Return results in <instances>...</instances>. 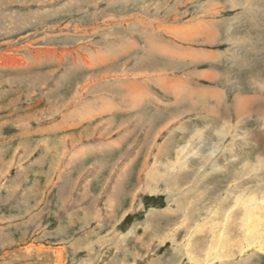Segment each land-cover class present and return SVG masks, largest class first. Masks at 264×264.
I'll return each instance as SVG.
<instances>
[{
  "label": "rangeland",
  "instance_id": "obj_1",
  "mask_svg": "<svg viewBox=\"0 0 264 264\" xmlns=\"http://www.w3.org/2000/svg\"><path fill=\"white\" fill-rule=\"evenodd\" d=\"M263 202L264 0H0V264H264Z\"/></svg>",
  "mask_w": 264,
  "mask_h": 264
},
{
  "label": "bare ground",
  "instance_id": "obj_2",
  "mask_svg": "<svg viewBox=\"0 0 264 264\" xmlns=\"http://www.w3.org/2000/svg\"><path fill=\"white\" fill-rule=\"evenodd\" d=\"M157 65H159V64H157ZM162 65H163V64H162ZM165 65H166V64H165ZM159 66H160V65H159ZM90 78H91V77H90ZM85 81H86V80H85ZM256 98H257V97H256ZM212 99H213V98H212ZM216 99H217V98H216ZM206 103H207V102H206ZM214 103H215V102H214ZM205 106H207V104H206ZM209 108H210V107H209ZM213 112H214V111H213ZM213 112H212V113H213ZM234 112H235V111H234ZM235 114H236V113H235ZM110 123H111V122H110ZM108 124H109V123H108ZM108 124H107V125H108ZM119 125H120V124H119ZM102 126H103V125H102ZM102 126H101V129H102ZM104 126H105V125H104ZM90 127H91V126H90ZM93 127H94V126H93ZM91 128H92V127H91ZM86 129H87V128H86ZM105 129H106V128H105ZM88 130H89V129H88ZM88 130H87V131H88ZM83 131H85V130H83ZM91 131H92V130H91ZM96 131H97V130H96ZM85 132H86V131H85ZM80 133H81V132H80ZM120 188H121V187H120ZM120 188H119V189H120ZM121 190H125V189L123 188V189H121ZM127 193H128V192H127ZM107 197H108V196H107ZM107 197H106V198H107ZM109 198H110V197H109ZM109 198H108V199H109ZM115 199H116V198H115ZM120 200H121V199H120ZM107 201H108V200H107ZM105 202H106V201H105ZM108 203H109V201H108ZM263 203H264V202H263ZM253 205H255V204L253 203ZM262 205H263V204H262ZM250 208H251V207H250ZM256 208H257V207H256ZM118 209H119V208H118ZM257 209H258V208H257ZM257 209H256V210H257ZM246 210H247V209H246ZM253 211H255V210H253ZM251 212H252V211H251ZM250 214H251V213H250ZM252 214H253V213H252ZM248 215H249V214H248ZM167 235H168V234H167ZM169 236H170V235H169ZM163 238H164V237H163ZM167 238H168V237H167ZM165 239H166V235H165ZM167 240H168V239H167ZM169 241H170V240H169ZM183 241H184V240H183ZM188 244H189V243H188ZM191 245H192V244H191ZM197 246L200 247V244H198ZM197 246H195V247L193 246V248H196V249L199 248V247H197ZM193 248H192V249H193ZM116 249H117V248H116ZM122 249H123V248H122ZM201 249L203 250V248H201ZM194 250H195V249H194ZM187 251H188V250H187ZM196 251H197V250H196ZM203 252H204V250H203ZM200 253H201V252H200ZM195 254H197V253H195ZM198 254H199V253H198ZM191 255H192V254H191ZM193 255H194V253H193ZM193 255H192V256H193ZM206 255H207V254H206ZM135 256H136V255H135ZM204 256H205V255H204ZM204 256H203V257H204ZM197 257H198V256H197ZM55 258H56V257H55ZM59 258H60V257H59ZM204 258H205V257H204ZM207 258H208V257H207ZM192 259H193V258H192ZM205 259H206V258H205ZM193 260H194V259H193ZM203 261H204V259H203ZM62 263H63V262H62Z\"/></svg>",
  "mask_w": 264,
  "mask_h": 264
}]
</instances>
